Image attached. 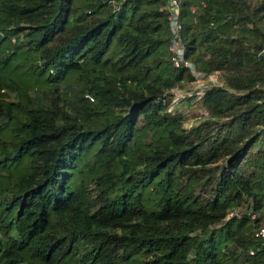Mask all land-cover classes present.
Segmentation results:
<instances>
[{"label": "trees", "instance_id": "trees-1", "mask_svg": "<svg viewBox=\"0 0 264 264\" xmlns=\"http://www.w3.org/2000/svg\"><path fill=\"white\" fill-rule=\"evenodd\" d=\"M180 1L169 111L168 0H0V264H264V0Z\"/></svg>", "mask_w": 264, "mask_h": 264}, {"label": "built area", "instance_id": "built-area-1", "mask_svg": "<svg viewBox=\"0 0 264 264\" xmlns=\"http://www.w3.org/2000/svg\"><path fill=\"white\" fill-rule=\"evenodd\" d=\"M167 11L169 13L170 30L172 33V40L170 46L171 61L174 67L188 68L196 81L194 82L193 90L187 93L177 91L174 96L173 104L170 106L169 111H172L174 105L179 103L186 97L196 96L201 99L206 91L211 87V84L219 85V81L216 75H206L195 64L187 60L186 58V45L183 39V24L181 22L182 5L180 0H168ZM255 218V216H253ZM257 237H264V228L260 229ZM254 255V252H251Z\"/></svg>", "mask_w": 264, "mask_h": 264}, {"label": "rangeland", "instance_id": "rangeland-1", "mask_svg": "<svg viewBox=\"0 0 264 264\" xmlns=\"http://www.w3.org/2000/svg\"><path fill=\"white\" fill-rule=\"evenodd\" d=\"M177 104H179V103H177ZM176 104V105H177ZM176 105H174L173 106V108H172V111L176 108ZM178 106V105H177ZM197 114V115H201V114H203L204 112L202 111V110H200L199 108H194L193 109V111L191 112V114ZM193 124V121H191V122H189V123H187V127H189V126H191Z\"/></svg>", "mask_w": 264, "mask_h": 264}]
</instances>
